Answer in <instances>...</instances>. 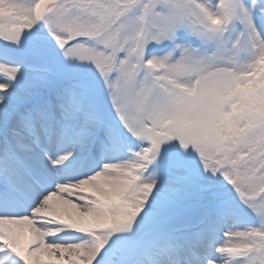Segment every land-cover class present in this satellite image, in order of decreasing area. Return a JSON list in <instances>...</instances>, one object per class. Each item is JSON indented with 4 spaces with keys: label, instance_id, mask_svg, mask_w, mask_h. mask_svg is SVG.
Listing matches in <instances>:
<instances>
[{
    "label": "snow or ice",
    "instance_id": "1",
    "mask_svg": "<svg viewBox=\"0 0 264 264\" xmlns=\"http://www.w3.org/2000/svg\"><path fill=\"white\" fill-rule=\"evenodd\" d=\"M0 264H264V0H0Z\"/></svg>",
    "mask_w": 264,
    "mask_h": 264
}]
</instances>
